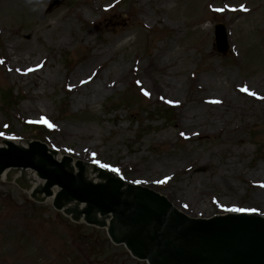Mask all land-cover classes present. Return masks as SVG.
Segmentation results:
<instances>
[{"label":"rangeland","instance_id":"374dc122","mask_svg":"<svg viewBox=\"0 0 264 264\" xmlns=\"http://www.w3.org/2000/svg\"><path fill=\"white\" fill-rule=\"evenodd\" d=\"M143 1L142 5L136 0H57V7L42 13L38 0H0V60L13 54L23 66L19 61L38 63L49 56L45 76L50 79L56 74L53 84L33 90L0 63V145L9 139L21 143L41 140L62 155L158 191L191 217L241 211L264 217V202L254 200V196L264 195V173L255 175L264 165V110L258 109L264 101L251 108L232 90L246 80L249 86L260 82L264 93V0ZM241 2L239 11L229 9ZM97 5L113 8L96 15L92 8ZM75 12L82 17L77 18ZM84 19L99 23L88 25ZM219 23L227 28V54L215 50L214 29ZM176 26L181 33L174 32ZM88 32H92L88 35L92 44L103 48L104 59L113 58L107 72L121 64L110 72V78L123 77L124 82L100 101L80 106L78 97L63 88L61 81L67 72L77 70L88 53L97 51V47L88 51L87 41L79 44L78 38ZM120 34L125 36L112 45L111 39ZM164 44L174 46L164 59L172 62L176 58L170 78L177 83L182 103L189 104L186 77L198 71L210 94L230 95L240 108L253 112L249 123L238 121L242 125L239 135L186 140L176 132V112L159 100H147L134 85V73L128 72L132 55L152 56ZM76 60L79 64L71 69ZM146 72L151 75L147 80L151 85L157 75ZM24 88L29 96L45 92L43 100L33 101L45 117L36 118L28 110L29 99H19L26 93ZM199 110L202 121L208 117L207 110ZM168 135H174L170 143L163 141ZM136 149L139 151L134 152ZM198 155L208 161L207 166L189 164ZM227 160L238 170L224 180L221 174ZM133 161L140 167L135 168ZM184 164L189 171L177 173L176 168ZM232 166L226 168L230 173ZM144 167L147 171H140ZM18 174L0 180V264H146L132 258L124 246L110 244L104 229L76 223L50 203L32 199L18 183L21 180H14ZM227 182L231 186L225 188Z\"/></svg>","mask_w":264,"mask_h":264},{"label":"water","instance_id":"95a60500","mask_svg":"<svg viewBox=\"0 0 264 264\" xmlns=\"http://www.w3.org/2000/svg\"><path fill=\"white\" fill-rule=\"evenodd\" d=\"M215 36V50L227 54L225 25L216 26ZM56 155L37 140L26 148L6 141L0 146V175L9 168L32 169L44 180V186L33 188L32 198L36 193L52 197L51 188L58 186L55 209L76 222L106 229L110 244L123 245L147 264H264V217L240 213L192 218L166 196L105 169L93 166L89 173L100 181L87 180L84 162L76 161L74 172L71 157L56 160ZM69 203L74 205L66 207Z\"/></svg>","mask_w":264,"mask_h":264},{"label":"bare ground","instance_id":"6f19581e","mask_svg":"<svg viewBox=\"0 0 264 264\" xmlns=\"http://www.w3.org/2000/svg\"><path fill=\"white\" fill-rule=\"evenodd\" d=\"M40 3V12H46L50 13L49 7H57L59 4H56L57 0H38ZM137 2H141V4H145L143 0H136ZM234 6V5H233ZM238 6H242L241 3H237L235 5L236 8H229L231 11L236 12L238 10ZM113 8L112 6H98L93 7V13L94 14H100V13H107L109 9ZM165 8V7H164ZM112 10V9H111ZM226 12L225 10H223ZM239 11V10H238ZM72 14V13H71ZM77 18L82 17V14L80 12L74 13ZM92 15L91 13L89 16ZM69 19V18H68ZM86 24L88 25H95L99 23L98 20H88L84 19ZM161 22V18L159 19ZM48 27H50L48 25ZM91 31V30H90ZM177 31V33H181L180 27H175L174 32ZM92 32H88L87 34H84L83 36H80L78 38L79 44H83L87 41L85 46L87 50H92L97 47L96 52H90L86 56V60H82L80 66L77 68V70H73V72H67L65 76L63 77L61 81V86L65 88L68 92H70L74 97H78L76 102L78 105H87V104H94L98 101H100L105 96L116 92L119 90L120 86L122 85V82H124L123 77L119 79L110 78V72L120 69L121 64H116L108 70L107 68L113 63V58L111 60L104 59V50L101 46L97 44H92L91 40L88 38V35H91ZM21 36V35H20ZM125 35L120 34L117 37H114L111 39V44L114 45V42H118L121 40ZM86 39V40H83ZM130 41V40H129ZM62 45L65 44V41H61ZM64 43V44H63ZM126 43V42H125ZM124 45V44H122ZM171 47H174L170 44H164L162 49L154 53L152 56L146 57L139 54L132 55V63L131 66L128 69V72L132 70L134 73L133 77V83L134 85L140 90V92L145 93L148 92L149 95H145L147 100H159L162 103L166 104L168 107H170L171 111L176 112V123H174L176 132L178 135L183 136L186 140H191L196 136H204L207 137L209 135H215V134H225L227 137L232 138L233 136L240 134L241 126L238 121L240 119H245L243 123L246 124L251 121V117L253 112L248 111L247 109H242L238 106L237 103L234 102L233 98L230 95L223 94L221 95L218 93V95H212L209 93V88L203 84V79H201L200 73L198 71L192 73L187 79V83L189 86L190 96L188 97L189 104H187L185 101L182 103L179 98V91H177V83L172 81V76H174V71H172V67L176 65V58L172 60V62L165 61V54L167 51L171 50ZM10 53V52H8ZM11 54V53H10ZM13 54L8 55L5 54L3 57V63H1V67H4L5 69L9 70L12 75L15 76H21L26 84H31L30 88L33 90L38 89H44V87L48 84H53L54 79L56 77V74L52 73V77L50 79H47L45 76L46 67H50V63L46 61L50 58L49 56L42 57L38 63H35L34 60L32 61H19L20 64H18V61H16L13 56ZM28 60V59H26ZM1 61V60H0ZM79 63L77 60L74 62L73 66H70L71 69L78 65ZM49 69V68H48ZM31 70V71H30ZM147 70H151L154 72V75H157L154 78L153 83L148 85L147 80L151 78V75L146 72ZM51 71V70H50ZM68 71V70H67ZM49 72V71H48ZM107 72V73H106ZM106 73V75H105ZM47 77L49 78V73L47 74ZM143 77L146 78V80L143 79ZM209 80V79H208ZM242 88H247L250 92L255 93L256 95H249L247 92L241 91ZM263 88V85L259 83H255L249 86L246 80L243 81L240 85H233L232 90L235 89L238 93L237 96H240V98L247 103L249 102V106L251 108L258 105L259 102L264 101V93L260 92ZM24 91L26 93L24 95H20V100H28L29 99V105L28 110L33 113V115L36 118H43L42 114H45L44 112H41L39 108L36 106V104L33 102L35 100H43L46 96L45 92L38 93L35 92V94H30L29 92L24 88ZM184 90V85L181 86V91ZM11 90H9V96H12ZM188 92V91H187ZM189 94V93H188ZM171 101V103H169ZM212 101H220V103H212ZM43 105L46 104L42 101ZM43 107V106H42ZM199 108H203V110H207L206 114H208V117L202 118V121H199V117L201 116V111ZM260 108V111L264 110V106L260 105L258 106V109ZM121 131L117 130L116 135H119ZM183 133V135H181ZM175 135V134H174ZM174 135H168L164 137L163 141L170 143L172 139L174 138ZM240 139V138H239ZM238 139V140H239ZM18 145H20L23 148H26L28 143L27 142H15ZM139 151L138 149L134 150V152ZM232 154V151L230 150L229 155ZM210 155H214V152L211 151ZM63 156L62 154H58L55 156L56 160L61 159ZM143 157V156H140ZM203 156L198 155L197 157H193L190 159L189 164H195L198 163L202 166H207L208 161H203ZM132 162V161H131ZM136 163L135 168L140 167V163L133 161ZM74 163L72 162L71 165L73 167L74 172H77V168L74 167ZM236 163V162H235ZM125 164H129V162H126ZM87 165V173H86V179L93 181V182H99L100 180L97 177L96 174L89 171L92 169L93 164H86ZM185 165V166H184ZM181 167H177L176 171L177 173H186L189 171L188 167L184 164ZM230 165H233V162H228V160L223 163V169L225 172H222L221 178L225 180V178H231L235 172L238 170L237 167L232 166L233 172L230 173L229 168ZM120 168L122 166H119ZM97 168H100L97 166ZM236 170V171H234ZM140 171H147V168H143ZM14 173H19L16 177L17 180L20 181L21 186H24L25 191L32 196L33 194V188H41L43 186L44 180L39 178L36 175V172L29 168H16V169H7L0 175V180H9L11 178L10 175ZM261 173H264V165L261 166L256 176H261ZM20 176V178H19ZM223 186L226 188L228 186H231V184L228 182L226 184H223ZM189 185L186 188L188 189ZM191 190H192V186ZM58 186H53L51 188V191L53 192L52 197H46L44 194L36 193V196L33 197L35 200H40L42 203L48 202L51 203L53 199L56 196V193L58 191ZM190 196H186V199H189ZM254 200L264 202V195L262 196H254ZM180 201L187 202V200H184L181 196L178 198ZM74 203L67 204L66 207L70 206L72 207Z\"/></svg>","mask_w":264,"mask_h":264},{"label":"snow or ice","instance_id":"6c2138e0","mask_svg":"<svg viewBox=\"0 0 264 264\" xmlns=\"http://www.w3.org/2000/svg\"><path fill=\"white\" fill-rule=\"evenodd\" d=\"M243 10L246 11L247 9H243ZM218 11H219V9H218ZM0 63H3V61H0ZM30 71H31V70H30ZM241 91L247 92L249 95H256L255 93L250 92L247 88H242ZM144 94H145L146 96L149 95V93L146 92V91H145ZM262 98H264V97H262ZM169 103H171V101H169ZM212 103H220V101H212ZM43 122L46 123V124L48 123L47 120H44ZM48 126H49V127H52L51 124H49ZM181 135H183V133H181ZM102 167H107V165H102ZM114 171H115V169H114Z\"/></svg>","mask_w":264,"mask_h":264}]
</instances>
